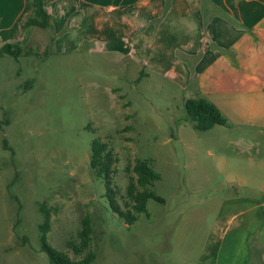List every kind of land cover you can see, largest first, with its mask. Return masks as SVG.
<instances>
[{
	"label": "rangeland",
	"instance_id": "374dc122",
	"mask_svg": "<svg viewBox=\"0 0 264 264\" xmlns=\"http://www.w3.org/2000/svg\"><path fill=\"white\" fill-rule=\"evenodd\" d=\"M14 1L6 15L13 43L32 53L0 57V264H50L44 210L49 244L73 261L86 255L71 244L80 247L89 219L92 264H210L209 235L233 194L215 167L219 155L234 156L233 131H197L184 94L166 77L146 75L126 56L129 46L122 56L91 39L88 20L68 12L62 28L22 30L27 18L18 22L24 11ZM95 140L118 158L111 188L123 210H132L128 168L137 160L160 175L151 189L164 202L149 200L148 215L132 225L114 213L105 177L90 166Z\"/></svg>",
	"mask_w": 264,
	"mask_h": 264
},
{
	"label": "crops",
	"instance_id": "0c3cea01",
	"mask_svg": "<svg viewBox=\"0 0 264 264\" xmlns=\"http://www.w3.org/2000/svg\"><path fill=\"white\" fill-rule=\"evenodd\" d=\"M44 1L54 27L73 12L74 22H90L91 39L104 40L112 53L129 46L126 56L146 75L166 77L184 102L204 98L219 109L228 126L216 127L233 131L236 152L219 155L215 169L233 194L220 206L205 258L264 264V0ZM14 3L24 11L19 23L33 14L32 0ZM8 13L13 0H0L3 45L15 42Z\"/></svg>",
	"mask_w": 264,
	"mask_h": 264
},
{
	"label": "trees",
	"instance_id": "16d2710c",
	"mask_svg": "<svg viewBox=\"0 0 264 264\" xmlns=\"http://www.w3.org/2000/svg\"><path fill=\"white\" fill-rule=\"evenodd\" d=\"M33 14L27 18L22 24V30L35 27L40 29L53 30L52 16L45 7L44 0H32ZM31 51H25L19 43L4 44L0 48V57L10 56L19 59L23 55L31 54ZM187 111V120L194 124V128L199 132H207L216 126L226 127L228 121L219 111V109L204 98L190 99L185 102ZM118 163V158L115 156L112 149L107 143L95 140L92 145V156L90 166L91 169L99 176L105 177L108 186L107 198L111 209L121 219L129 225L134 224L140 214H147V203L149 200H155L163 203L164 200L159 197L151 188L158 182L161 177L151 167L148 161L137 160L133 168H128V171L133 175L130 177L127 195L132 203V210H123L117 201L116 193L111 188L112 179L116 173L115 165ZM45 208V207H44ZM46 220L40 227L42 236V252L49 257L50 264H92L94 254L91 247L92 228L89 219H85L83 230L80 233V247L71 246L74 248L77 255L86 252V255L80 261L71 260L66 253L54 249L48 242V234L51 229V214L44 210Z\"/></svg>",
	"mask_w": 264,
	"mask_h": 264
}]
</instances>
